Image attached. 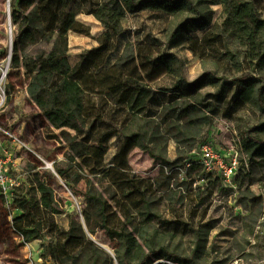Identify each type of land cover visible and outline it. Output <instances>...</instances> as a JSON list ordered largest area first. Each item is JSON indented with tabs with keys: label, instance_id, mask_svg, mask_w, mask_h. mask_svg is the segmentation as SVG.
I'll return each instance as SVG.
<instances>
[{
	"label": "trees",
	"instance_id": "obj_1",
	"mask_svg": "<svg viewBox=\"0 0 264 264\" xmlns=\"http://www.w3.org/2000/svg\"><path fill=\"white\" fill-rule=\"evenodd\" d=\"M82 1L12 0V21L19 28L13 39L11 68L24 69L29 80L28 94L48 121L46 138L65 141L72 154L70 167L57 169L58 175L76 184L87 173L107 181L114 191L105 198L89 189L84 195L87 209L83 214L84 224H81L71 214L62 218L64 212L59 209L53 189L41 173H35L29 180L31 187L15 186L9 201L0 188L2 202L17 211L11 221L12 231L23 245L48 240L40 255L46 264H113L114 261L117 264H153L160 260L165 261L162 264H199L198 250L191 259L164 248L155 249L143 236L142 227L133 232L129 227L136 220L142 225L159 220L157 198L163 187L168 199L176 201V205L183 202V197H177L179 193L171 188L175 173L185 172L191 179L188 191L192 192V185H197L194 174H198L200 168L197 162L200 147L216 132H209L199 141L198 151L193 154L187 155L178 149L174 161L166 157L165 151L152 149L151 138H166L165 144L172 140L178 144L189 141L194 129L212 126V116L217 111L216 99L222 101L223 93L233 87L234 112L254 103L264 105V86L260 83L264 73V1L92 0L87 14L100 22L104 33L99 37V46L82 53L79 61L72 65L69 34L87 32L77 21L85 9ZM207 5L222 7L219 21L213 22L206 17L204 8ZM145 14L159 27L168 19L185 17L171 31L169 41L186 30V42L195 57H215L220 52L231 56L234 74L243 72V65L237 56L239 51L233 53L228 45L249 49L250 71L233 76L231 80L205 72L193 82L181 79L185 89L177 85L172 91H156L147 83L126 75L124 65L135 57L160 62L169 76L174 75L170 57L161 53L154 34L144 25L127 28L130 18L137 26L139 18ZM196 30L202 32L198 37L192 36ZM44 43L50 46L48 50L26 53L27 48ZM153 53L157 56L153 57ZM227 86L231 88L225 90ZM205 87H218L212 101L209 100L212 95L202 99L201 95H195ZM156 118L160 123H156ZM137 120L148 123H134ZM199 120L204 123H198ZM162 127L166 134L161 137ZM256 130L264 132V125ZM114 139L121 141L111 164H106L108 146ZM243 143L251 164L253 158L264 156V141L256 136L246 134ZM136 149L160 162L157 178H143L132 172L129 158ZM188 163L192 165L187 167ZM204 175L197 177L205 179ZM214 180L220 182L219 177ZM87 185H92L91 179ZM207 192L210 197L212 191L198 186L191 197L197 207L205 204ZM162 222L175 228L179 224L178 221ZM98 230L116 242L114 258L87 237V233L95 234Z\"/></svg>",
	"mask_w": 264,
	"mask_h": 264
},
{
	"label": "rangeland",
	"instance_id": "obj_2",
	"mask_svg": "<svg viewBox=\"0 0 264 264\" xmlns=\"http://www.w3.org/2000/svg\"><path fill=\"white\" fill-rule=\"evenodd\" d=\"M11 1L0 0V144L3 142L13 143L6 134L7 132L16 135L20 144H15V147L12 145L14 147L13 155L21 160L16 168L15 162L8 161V158L2 159L8 161V175L16 182L18 177L27 182V180L33 179L32 176L35 173H41L53 189L59 209L74 215L76 221L84 224L83 214L87 209L85 193L92 189L105 198H109L114 190L110 188L107 181H101L87 173L84 174V179L76 184L70 183L58 175L57 169L70 167L69 158L72 154L65 141L57 142L46 138L48 121L28 94L29 80L25 71L22 68H11L9 56L11 50L13 51V39L19 28L18 24L14 25L12 21ZM90 1L92 0L82 1L85 9L78 16V20L90 28L91 36L75 34L69 36L70 53L74 56L95 47L97 44L95 37L103 29L92 15L87 14L88 8L91 6ZM204 11L207 14L206 17L217 22L220 20L222 7L207 5ZM149 18L147 14L141 16L137 26L130 18L127 28L135 29L142 25L148 28L147 31L153 33V36L158 39L161 53L170 57L174 75L169 76L165 66L160 62L136 57L124 65V70L126 75L139 79L145 85L147 83L150 88L156 91H172L179 85L180 89L184 90L185 85L181 79L193 82L205 72H209L210 75H215L219 79L226 76L231 80L233 76L246 74L250 71L248 57L251 52L249 49H237L231 43L228 45L233 53L239 51L240 54L237 56L243 65V72L234 74V59L231 56H224L220 52L215 57L210 56L204 59L195 57L186 42V30H183L180 36L173 41H169L171 31L185 17L170 21L168 19L160 27ZM201 34V31L196 30L192 36L198 37ZM49 47L45 43L39 44L27 48L26 53L48 50ZM221 51H224L223 46ZM156 56L157 53H153V57ZM254 75L252 74V76ZM148 82H153V85ZM260 83L264 86V73L260 78ZM228 88L231 87L227 86L225 90ZM217 89L218 87H205L195 95H201V99L212 95L209 98L212 101ZM234 91L233 87L231 91L223 93L222 101L216 99L217 111L212 116L211 127L194 129L193 136L189 137V141L181 144L173 140L165 144L166 138L156 140L151 136L150 147L155 151H165L166 157L174 161L178 149L186 152L187 155L193 154L199 147L198 142L202 141L209 132L215 130L214 138L219 148L227 149L229 146L235 145V141L240 138L241 150L245 155L243 137L246 134H251L264 141V132L257 133L256 130L257 127L264 125V105L259 106L254 103L234 112L232 102ZM151 107H153L152 103ZM156 119V123H160V120ZM134 123H148V121L137 120ZM198 123L204 122L199 120ZM254 130L256 131L253 132ZM160 132L161 137L164 136L165 129L162 127ZM56 133L60 134L61 131H56ZM68 133L73 134L74 132L68 130ZM165 137L167 136L165 135ZM120 141V139H114L109 144L106 164H111ZM129 159L131 170L135 175L153 179L158 177L160 162L154 160L148 153L136 149L130 154ZM75 161L79 160L75 159ZM251 162V170L247 174L239 173L233 181V187L230 188H224L219 181L214 180V177L211 179L206 176L205 179H199L197 175L202 174L199 169L198 174L196 172L194 174L197 185H192L193 190L189 192L191 179L186 176L184 171L179 174L175 173L176 177L172 180L171 188L179 193L176 195L177 197H183V202L176 205V201L167 198L169 196L163 187L157 198L159 220L147 225H142L140 220H136L129 229L133 232L136 228L139 230V227H142L143 236L150 241L155 249L164 248L191 259L193 253L198 250L197 261L199 264H264V156H257ZM89 179L92 180L91 186L87 185ZM199 185L207 187L212 191V194L208 197V192L205 193V204L197 207L191 197H194ZM1 195L0 192V264H46L40 260V255L48 240L21 245L20 239L16 237L10 226L13 210L8 203L1 202ZM162 220L178 221L179 224L175 228L173 225L164 224ZM87 237L106 255L111 258L115 257L116 242L104 231L98 230L95 234L87 233ZM140 241L143 242L141 239ZM162 263L165 261H155L153 264ZM113 264H117L116 261ZM168 264L171 263L168 262Z\"/></svg>",
	"mask_w": 264,
	"mask_h": 264
},
{
	"label": "built area",
	"instance_id": "obj_3",
	"mask_svg": "<svg viewBox=\"0 0 264 264\" xmlns=\"http://www.w3.org/2000/svg\"><path fill=\"white\" fill-rule=\"evenodd\" d=\"M6 134L14 144H20L16 135L8 132ZM198 154L197 162L201 173L214 178L219 177L224 188L233 187V181L239 173L247 174L250 171V161L241 150L240 139L235 141V145L222 149L217 146L215 138L210 137L201 145ZM191 165L188 163L187 167ZM16 183L8 175L6 160L0 159V188L8 201L11 199L13 188L17 186Z\"/></svg>",
	"mask_w": 264,
	"mask_h": 264
},
{
	"label": "crops",
	"instance_id": "obj_4",
	"mask_svg": "<svg viewBox=\"0 0 264 264\" xmlns=\"http://www.w3.org/2000/svg\"><path fill=\"white\" fill-rule=\"evenodd\" d=\"M96 20V19H95ZM77 21L78 22H80L86 29H87V32L86 33H75V32H71L70 34H69V36H71V34H75V35H85V36H91V31H90V28L86 25V24H84L83 22H81L80 20H78V17H77ZM100 23V22H99ZM103 28V27H102ZM104 33V29H102V32L97 36V37H95V39H96V41H97V44H96V46L95 47H98L99 46V37L102 35ZM95 47H92V48H95ZM91 48V49H92ZM71 49H70V40H69V54H70V62H71V64L72 65H75L78 61H79V59H80V56H81V54H79L78 56L76 55V56H74V55H71ZM153 83V82H152ZM153 85V84H152ZM41 112V111H40ZM51 141H54V140H51ZM9 143H7V142H3V143H1L0 144V159H2V158H5V159H7L8 161L9 160H11V161H13V162H15L14 164H16V168L18 167L17 165L19 164L18 162H20V160H21V158H16V156H14L13 155V150H14V147L16 146L14 143H11V144H9ZM14 147H13V146ZM5 159H3V160H5ZM6 160V162H8ZM26 177H27V175H26ZM17 180V183H16V185L17 186H19V187H21V186H23L25 189H29L30 187H31V184H30V182H29V180H27V182L25 181V180H21V177H18V179H16ZM21 181V182H20ZM18 182H20V183H18ZM23 182V183H22ZM57 200V199H56ZM1 202H2V200H1ZM3 204H4V202H2ZM7 204V203H6ZM16 212L17 211H15V210H13V214H16ZM64 212V211H63ZM66 214L67 213H65L64 212V214H63V216H62V218H64L65 216H66ZM10 226H11V223H10ZM19 238V237H18ZM21 241V240H20ZM37 242H41L40 240H36V241H33V242H31V243H29V244H33V243H37ZM20 244L22 245V242H20ZM27 245V244H26ZM40 252V251H39ZM41 260V259H40Z\"/></svg>",
	"mask_w": 264,
	"mask_h": 264
},
{
	"label": "water",
	"instance_id": "obj_5",
	"mask_svg": "<svg viewBox=\"0 0 264 264\" xmlns=\"http://www.w3.org/2000/svg\"><path fill=\"white\" fill-rule=\"evenodd\" d=\"M12 52H13V51L11 50V52H10V56H9V59H10V60H11V57H12Z\"/></svg>",
	"mask_w": 264,
	"mask_h": 264
},
{
	"label": "bare ground",
	"instance_id": "obj_6",
	"mask_svg": "<svg viewBox=\"0 0 264 264\" xmlns=\"http://www.w3.org/2000/svg\"><path fill=\"white\" fill-rule=\"evenodd\" d=\"M10 42H11V37H10ZM49 167H51V166L49 165Z\"/></svg>",
	"mask_w": 264,
	"mask_h": 264
}]
</instances>
